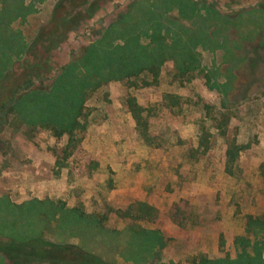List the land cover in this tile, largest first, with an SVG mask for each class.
<instances>
[{"label":"rangeland","instance_id":"obj_1","mask_svg":"<svg viewBox=\"0 0 264 264\" xmlns=\"http://www.w3.org/2000/svg\"><path fill=\"white\" fill-rule=\"evenodd\" d=\"M82 1L87 5L74 21L59 25L58 18L76 13ZM135 1L0 0L3 91L25 64L47 56L43 47L50 40L58 47L38 66L49 69L50 80L72 52L111 28L126 27L114 45L136 37L147 53L163 51L165 58L157 76L144 71L87 87L81 125L71 137L15 120L3 127L0 240H31L32 250L76 244L113 264L236 259L241 238L249 240V252L255 242L248 216L264 217V0H150L173 9L119 25ZM181 66L188 71L181 74ZM130 98L144 109L149 142L128 110ZM222 119L224 135L217 129ZM203 129L210 146L192 159ZM232 143L244 147L235 177L224 171ZM136 202L155 207L157 218L119 216ZM0 264H9L1 253Z\"/></svg>","mask_w":264,"mask_h":264},{"label":"trees","instance_id":"obj_2","mask_svg":"<svg viewBox=\"0 0 264 264\" xmlns=\"http://www.w3.org/2000/svg\"><path fill=\"white\" fill-rule=\"evenodd\" d=\"M162 1L171 4L170 1L173 2L174 0ZM85 5L87 4L82 1L74 7L75 11L80 6ZM208 6L215 8L213 5ZM168 8L173 9L166 5L162 9L160 5L156 4V1L152 3L150 0H138L134 2L129 12L118 20L120 21L118 24L121 25L123 21H128V24L130 21L131 23L134 21L137 23L138 17L148 21L152 16H156L161 9L167 10ZM251 9L252 11L256 10L255 7H251ZM243 11L247 10L240 11L237 15L238 18L243 14ZM179 13L182 18L188 16L185 11L181 10ZM77 14H79L78 10L74 14H71V12L63 14L58 18L59 25L67 24L69 21L72 23ZM124 28L126 27H123L122 30L111 28L95 43L85 46L79 54L75 55L72 52L69 62L59 67L51 80L47 74L49 69L44 71V69L38 67L40 64L47 62L51 52L58 47L53 46L51 40L43 47L47 56L40 58V63L25 64L7 88L8 90L3 91L2 87L7 82V76L5 75L0 80V131L5 125L12 124V120H15L16 124L50 130L56 137L63 135L71 137L81 125L79 117L82 115L85 89L87 87L96 88L103 81L109 79L136 77L144 71L157 76L159 66L163 62L162 59H165L163 51H160V53H147L144 48L138 45L136 37L132 36L124 38V46L114 45L113 39L117 37L119 32L124 36ZM181 45L183 44L180 42L179 46ZM183 66H181V69L178 67L181 74L188 71L184 70ZM78 68L81 69L80 72ZM126 104L135 120L139 134L146 142H149L151 135L148 120L143 115L144 109L137 104L134 98L128 99ZM224 124L225 119L219 120L217 124V129L222 135L225 134ZM210 137L209 131L203 129L197 147L190 150L192 159L206 154L210 146ZM243 149V146L236 143L230 144L226 149L224 171L227 175L235 177L239 173L238 157ZM260 173L264 177V164L260 167ZM118 213L119 216L129 218L132 221L146 222L154 221L158 215L157 209L147 202H136L129 205L125 210H119ZM246 227L255 237L251 252L247 251V246H244L250 243L249 240L244 242V238H241L239 244L242 249L237 252L236 259L226 256L224 259L213 260L203 256L196 264H264V258L262 257L264 251V217L248 216ZM8 237L9 240H0V253L9 261V264H26L27 261H47L61 264H113L103 261L76 244L47 243L46 248L41 246L37 247V250H32L35 246L30 245L31 240L24 241L16 237ZM248 245L250 246V244ZM42 252H48L50 256L44 257L41 255Z\"/></svg>","mask_w":264,"mask_h":264}]
</instances>
